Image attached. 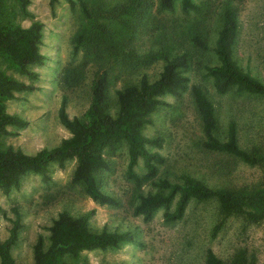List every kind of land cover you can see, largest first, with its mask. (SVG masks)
<instances>
[{"label":"rangeland","instance_id":"1","mask_svg":"<svg viewBox=\"0 0 264 264\" xmlns=\"http://www.w3.org/2000/svg\"><path fill=\"white\" fill-rule=\"evenodd\" d=\"M192 1L195 8L184 10L180 0H174L171 8H163L160 0H147V5L137 0H83L86 9L78 2L71 8L67 0H55L53 5L50 0H28L24 7L19 0H1L0 27L42 23L39 50L44 61L29 66L38 74L31 79L0 55V70L33 85L1 101L7 113L22 117L26 123L8 127L11 132L0 137V147L12 146L35 154L56 146L70 135L58 117L62 99L70 118L87 120L93 83L106 71L110 112L115 113V90L138 83L143 75L150 81L158 78L163 59L153 54L190 50L187 88L178 95H163L164 104L143 126L147 137H163L161 147L146 145L165 159L158 166V175L178 181L181 173H187L210 188L225 189L240 198L264 188V160L250 164L200 144L202 126L190 94V86L198 84L213 102L217 137L224 139L228 123L234 121L239 145L264 157V95L235 88L217 94L206 70L217 63L214 41L222 13L229 7L238 23L234 58L264 83V0ZM193 33L203 37L205 49L193 46ZM104 154L109 168L96 176L100 188L117 199V205L99 204L86 194L81 182L73 180L75 158L66 160L63 166L51 162L44 174L25 173L19 186L8 192L0 187L1 239L8 237L16 212L19 214L18 236L11 249L16 264L33 262L38 236L47 242L53 220L64 211L72 216L89 213L92 231H128L135 237L118 247L83 250L76 257L64 258L75 264H206L208 250L222 264H230L242 250L254 255L257 263H264V218L253 222L244 215H230L213 235L222 218L217 199H190L181 218L166 221L164 212L174 209L175 196L167 208L160 207L144 220L133 213L134 206L141 193L157 189L149 182L139 188L127 175L129 157L124 141L106 148ZM133 170L139 176L145 174L142 158Z\"/></svg>","mask_w":264,"mask_h":264},{"label":"trees","instance_id":"2","mask_svg":"<svg viewBox=\"0 0 264 264\" xmlns=\"http://www.w3.org/2000/svg\"><path fill=\"white\" fill-rule=\"evenodd\" d=\"M71 8L76 2L83 8V0H67ZM24 7L28 0H19ZM55 0H50L53 5ZM140 5H147V0H137ZM174 0H160L163 8H171ZM184 10L195 8L192 0H180ZM1 8V0H0ZM42 23L33 21L27 27H0V55L7 58L11 65L21 70L31 79L37 78V72L29 66L40 65L44 55L39 50L42 37ZM238 35V23L233 9L225 8L221 24L214 41L213 53L217 63L206 67L207 75L212 79V86L217 94H223L232 88L236 91L264 95V83L250 71L243 69L234 58V47ZM191 42L195 48L205 49V40L199 33H193ZM153 56L163 59L162 70L153 81L143 75L138 83H130L115 90L116 111L110 112V80L106 71H102L92 86L90 108L87 120L79 117L70 118L62 99L58 109L60 122L68 129L70 135L51 148H43L35 154H28L20 148L0 147V187L4 192L18 187L21 176L27 172L44 174L51 162L63 166L68 159L75 158L76 166L73 180L84 185L86 194L99 204L117 205L118 201L105 193L98 183L97 172L109 168L104 151L117 142L127 145L129 163L127 175L136 186L149 182L157 189L155 192L141 193L133 213L144 220L150 219L160 207H168L177 196L174 209L164 212L166 221H175L182 217L185 206L190 199L203 200L215 197L218 201L222 218L213 228V235L222 227L230 215H244L249 221L257 222L264 218V188L253 191L251 195L239 197L225 189H213L203 181L187 173H181L178 181L158 175V166L165 162L158 152L149 151L147 144L161 147L163 137H147L143 126L149 121V115L164 104L163 95H178L187 88V72L191 67L192 53L185 50L176 54L157 52ZM33 85L14 78L0 70V137L9 134L10 126L22 127L26 121L15 114L7 113L1 101L9 98L15 91L32 89ZM190 94L198 113L203 139L200 144L211 151L230 154L250 163H262L264 157L247 152L238 142L237 127L234 121L228 123L224 139L216 136L218 126L215 106L201 86L192 84ZM142 158L146 172L137 175L133 167ZM89 213L72 216L60 212L49 228L48 241L39 235L33 248L31 264H75L66 261V256L76 257L83 250L106 249L118 247L122 243L134 241L135 237L128 231H92L88 226ZM19 214L9 235L0 238V264H16L11 249L18 236ZM223 261L208 250L206 264H222ZM124 264V263H113ZM230 264H264L257 263L254 255L246 251L237 252Z\"/></svg>","mask_w":264,"mask_h":264}]
</instances>
